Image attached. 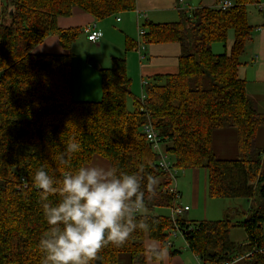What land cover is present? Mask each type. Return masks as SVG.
Masks as SVG:
<instances>
[{
	"label": "trees",
	"instance_id": "1",
	"mask_svg": "<svg viewBox=\"0 0 264 264\" xmlns=\"http://www.w3.org/2000/svg\"><path fill=\"white\" fill-rule=\"evenodd\" d=\"M259 1L181 11L176 22H144L145 44L180 45L178 72L144 81L140 99L131 92L125 58L112 57L108 67L98 70L100 99L91 101L72 98L70 53L32 50L48 35H56L69 50L83 30L61 29L57 19L71 16L75 7L99 21L135 9L136 0H0V264H43L38 242L48 226L39 190L31 182L34 172L44 168L60 180L98 159L138 176L144 206L135 222L147 227L133 231L122 246L101 247L92 264H116L122 254L130 255L131 264H144L146 238L168 248L174 225L170 213L159 210L175 205L178 193L169 192L170 179L145 139L147 123L175 167L206 170L209 197L253 202L238 222L246 234L244 244L230 239L234 223L228 218L187 223L177 217L188 250L204 264H223L264 247V148L256 140L264 114L239 77L255 32L247 6L264 10ZM229 32L230 51L213 54V43L225 45ZM130 45L127 41L125 50ZM223 127L236 131V159L213 152L212 132ZM73 142L78 152L61 161ZM59 199V194L49 197L52 203ZM190 224L194 228L186 235ZM236 264H264V254L254 252Z\"/></svg>",
	"mask_w": 264,
	"mask_h": 264
},
{
	"label": "crops",
	"instance_id": "2",
	"mask_svg": "<svg viewBox=\"0 0 264 264\" xmlns=\"http://www.w3.org/2000/svg\"><path fill=\"white\" fill-rule=\"evenodd\" d=\"M223 1L226 0H185L187 4L186 9L180 10L176 6L177 0H136L135 9L119 13L124 15L123 18L119 14H115L99 21L95 20L90 14L75 7L71 16L59 17L57 19L58 27L61 29H84L86 26L94 25L95 29L100 32L101 37L95 43H92L82 33L72 43L70 49L67 50L61 46L59 38L56 35H48L33 48L32 52L35 54H71V94L74 100H96L100 96V84H98L97 78L94 79L95 88L93 90L88 84L83 86L84 74L98 76L93 71H97V69L91 68L87 65L88 63H83V61L85 62L89 58L85 59V53H87L85 44L89 45L88 43H90L89 46L91 47L89 51L91 49L94 52L96 51L97 56L94 59L103 68L109 66L112 57H123L126 60L127 73L131 79V92L135 97L141 99L144 92V81H147L154 75L175 74L178 72L180 45L176 42L146 43L143 45L141 38L137 35V26L139 24L143 25L144 22H152L154 24L176 22L180 18L181 11H188L189 9L202 6L212 7ZM227 1L233 2V0ZM259 5L264 6V0H260ZM258 12L259 14H263V16H260L264 18V10L258 8ZM114 22H120L119 28L114 27ZM255 27L253 40L247 46L245 54L242 57L243 65L239 68V77L245 79L247 95L255 103L257 110L264 114V20H260ZM112 35H115L117 49H111L108 43L107 38ZM127 41L131 43L129 50H125ZM132 44H134V47H132ZM101 51L104 54L106 52L107 56L104 57L103 53H100ZM121 51L122 54H117ZM93 165L109 168L108 164L100 159L96 160ZM247 201L250 205H253L251 200ZM196 202L197 198L195 199ZM189 210L190 208L180 216L187 223H191V221H188L184 215ZM247 214L248 211L244 214V217ZM180 235L187 248L184 231ZM246 242L245 234L244 239L238 243L244 244ZM144 246L146 250L144 264H189L190 258L193 261L195 259L197 264L199 262V258L193 253H189L188 250L181 252L180 250H176L173 245L172 247L163 248L159 241L146 238ZM152 252H160V254L152 255ZM137 259L138 257L134 259V262H137Z\"/></svg>",
	"mask_w": 264,
	"mask_h": 264
},
{
	"label": "clouds",
	"instance_id": "3",
	"mask_svg": "<svg viewBox=\"0 0 264 264\" xmlns=\"http://www.w3.org/2000/svg\"><path fill=\"white\" fill-rule=\"evenodd\" d=\"M78 150V143H68L59 158ZM31 182L48 226L38 242L43 264H92L101 247L122 246L133 231L147 227L135 222L144 192L134 173L83 165L56 180L39 168ZM52 194H59L55 203L49 201Z\"/></svg>",
	"mask_w": 264,
	"mask_h": 264
},
{
	"label": "rangeland",
	"instance_id": "4",
	"mask_svg": "<svg viewBox=\"0 0 264 264\" xmlns=\"http://www.w3.org/2000/svg\"><path fill=\"white\" fill-rule=\"evenodd\" d=\"M191 8V7H190ZM248 12V22L252 26H256L260 20H264L263 14H259L258 7L252 4L247 6ZM261 15V16H260ZM121 18H123V14H119ZM107 19V18H106ZM119 23L114 22L113 25L116 28H119ZM256 29V27H255ZM137 30V28H136ZM232 32L228 33V37L226 40V44L223 45L220 42H214L212 45V53L219 54L223 52H229L231 43H232ZM108 43L111 46V49H117V42L115 39V35H112L107 38ZM90 45V43H88ZM85 44L87 47V53H85V59L87 57L94 58L97 56L96 51L93 49L89 51V46ZM81 47V45H80ZM90 52V53H88ZM100 53H103L102 51ZM117 54H122V51ZM104 57L107 56L106 52L103 53ZM113 55V54H112ZM87 60V59H86ZM83 61V63H87V61ZM89 65V64H87ZM90 66V65H89ZM92 68V66H90ZM97 77L92 74H84L85 78L83 81V86L89 85L93 90L94 87V79H98V84H100V74L99 71L93 70ZM97 88V87H96ZM100 99V96L97 97ZM96 99V100H98ZM94 99H91L93 101ZM263 136L264 130L261 128L257 135V143L260 147L263 146ZM212 147L213 152L218 158H226V159H236L238 157V151L236 146V131L231 127H223L221 129H215L212 132ZM167 158L170 159L169 155ZM262 171H264V161L262 163ZM176 181V190H177V199L176 203L182 207L188 206L190 210L184 215L188 221L191 223L201 222V221H214L221 220L224 218H228L234 223V226L230 230V239L236 243L244 239V230L241 226L238 225V222L243 220L244 214L247 213L248 207L250 203L243 198H211L207 195V174L205 169H187L178 170L175 179L169 181V186H174ZM197 198V202L195 203V199ZM167 210V211H166ZM159 210L163 214H167L169 211ZM236 210V211H235ZM235 211V212H234ZM263 235H264V226H263ZM171 242L173 247L176 250H180L181 252L188 250L185 247V242L182 236L178 233L177 236L171 238ZM189 251V250H188ZM190 253V251H189ZM138 262L140 258L137 259ZM116 264H131V257L128 254H122L119 257V260ZM189 264H197L196 260L190 258Z\"/></svg>",
	"mask_w": 264,
	"mask_h": 264
},
{
	"label": "built area",
	"instance_id": "5",
	"mask_svg": "<svg viewBox=\"0 0 264 264\" xmlns=\"http://www.w3.org/2000/svg\"><path fill=\"white\" fill-rule=\"evenodd\" d=\"M186 5L187 4L185 3V0H177V3H176L177 9H180V10L186 9ZM218 6L222 9H225V8H228L229 6H231V2L226 0V1L221 2ZM262 8H264L263 5H262ZM82 30H83V33L85 34V36L89 42L95 43L101 37L100 32L97 29H95L94 25L86 26ZM143 33H144V29H143L142 25L139 24L137 26L138 37L142 38ZM141 43H143V45H144L145 42L141 39ZM145 83L146 82H143V85H145ZM143 97H144V95L142 94L141 99H143ZM143 130H144V135H145L146 141L148 142L152 151L156 154V157H157L156 160H157L158 167L164 173L167 174V176L169 177L170 180L175 179V176H176L179 168L175 167L173 165V163L171 162V160L167 158V154L163 151V149L160 145L159 138L157 136V132L154 130V128L149 123L144 125ZM168 190L171 193H174V194L177 193L176 181H175V185L174 186L170 185ZM188 209H189L188 206L182 207L178 204H175L171 208H168L172 223L174 225V229L171 231L170 237L166 242L167 247H172V242H171L172 237L177 236L178 233L182 234V231L180 230L179 226L176 224V218L180 217L182 215V213ZM137 212H139V210ZM193 228H194V224H190L188 226V231L192 230ZM254 252H259L261 254H264V247L253 248L250 252L243 254V255H238V256L234 257L233 259H231L230 261H227L223 264H236V263L242 261L247 256H250ZM198 264H204V263L199 260Z\"/></svg>",
	"mask_w": 264,
	"mask_h": 264
},
{
	"label": "water",
	"instance_id": "6",
	"mask_svg": "<svg viewBox=\"0 0 264 264\" xmlns=\"http://www.w3.org/2000/svg\"><path fill=\"white\" fill-rule=\"evenodd\" d=\"M87 63H88L90 66H92L94 69L99 70V69L101 68L99 62H98L96 59H94V58H88V59H87ZM185 234L187 235V234H188V231H186Z\"/></svg>",
	"mask_w": 264,
	"mask_h": 264
}]
</instances>
